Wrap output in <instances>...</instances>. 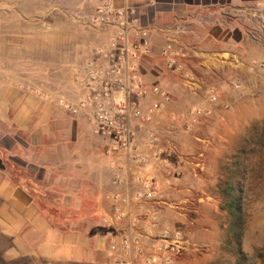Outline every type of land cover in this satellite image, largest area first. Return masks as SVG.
<instances>
[{
    "label": "crops",
    "instance_id": "crops-1",
    "mask_svg": "<svg viewBox=\"0 0 264 264\" xmlns=\"http://www.w3.org/2000/svg\"><path fill=\"white\" fill-rule=\"evenodd\" d=\"M252 1L257 0H157L155 5L146 0L115 1L120 7L135 6L140 25L150 28L152 54L137 58L135 66L148 83L169 95L158 116L162 118L158 132L165 152L155 164L145 167L163 197L182 199V173L193 172L199 165L184 153L193 150V139L202 130L218 128L219 133L220 128L241 125L244 116H260L264 50L246 38L242 26L248 20L241 25L230 21L225 25L196 26L194 32L182 37L189 53L186 70L194 74L191 86L181 72L166 67L161 55L165 35L160 27L191 9L225 3L244 6ZM85 4L86 0H8L2 5L8 8L3 15V37L35 39L34 49L25 53L40 58V73L35 79L39 92L11 87L15 76L4 64L2 81L11 82L4 83L9 84L5 89L9 91L0 97V120L7 126L4 134H12L14 142L5 149L14 153L13 147H17L19 151L13 155L22 156L25 167L36 169L40 175L35 180L43 184L32 191L24 181L15 179L4 163L6 153L0 150V264H108L111 242L107 232L113 216L108 196L123 189L115 182L122 158L105 152L101 138L93 133L83 112L72 115L56 103V95L61 92L55 89L58 86L63 85L69 97L75 94L73 70L89 56L88 45L107 44L114 34L112 27H91L71 18L73 10ZM60 23L67 24V30ZM61 35L64 46L59 45ZM19 48L24 53L23 46ZM45 70H51L50 78ZM18 78L21 87L29 85L25 77ZM48 82L50 93L44 88ZM212 87L218 97L215 103L209 100ZM157 98V94H151L141 101L142 107ZM194 107L211 108V114L201 116L188 133L185 127L190 124L189 112ZM132 124L144 139L146 133L139 131V123ZM18 132L30 135L29 141L17 136ZM13 155L7 154V160ZM53 173L57 175L54 187L70 200L63 206L78 215L64 222L55 221L38 204L49 190L47 176Z\"/></svg>",
    "mask_w": 264,
    "mask_h": 264
},
{
    "label": "built area",
    "instance_id": "built-area-1",
    "mask_svg": "<svg viewBox=\"0 0 264 264\" xmlns=\"http://www.w3.org/2000/svg\"><path fill=\"white\" fill-rule=\"evenodd\" d=\"M115 1L86 0L85 5L71 13V18L91 27H112L114 34L107 44L88 45L89 56L73 70L75 94L69 97L59 92L56 103L72 115L83 112L93 133L101 138L105 152L122 158L115 182L123 189L108 196L113 212L107 232L111 242L108 264H172L185 241L180 229L161 227L162 205L167 202L157 193L156 181L145 170L160 159L165 149L156 132L149 131L142 139L132 124L155 121L165 109L169 95L148 83L135 66L137 58L152 54L150 28L140 25L135 6L120 7ZM146 2L157 4V0ZM244 20L248 22L243 24ZM230 21L243 24L246 38L264 50V0L244 6L225 3L200 7L177 15L160 27L165 35L161 55L166 67L181 72L182 78L193 86L194 74L186 70L185 63L188 46L182 37L194 32L196 26L225 25ZM153 93L158 98L142 107L141 101ZM209 100H218L214 88ZM210 114L211 108H192L187 129L200 116ZM165 166L169 167L168 162Z\"/></svg>",
    "mask_w": 264,
    "mask_h": 264
},
{
    "label": "rangeland",
    "instance_id": "rangeland-1",
    "mask_svg": "<svg viewBox=\"0 0 264 264\" xmlns=\"http://www.w3.org/2000/svg\"><path fill=\"white\" fill-rule=\"evenodd\" d=\"M6 1L8 0H0V97L4 92L8 94L9 91H5L9 88L7 86L9 84L4 85V83L11 82L8 79L2 81L4 64L15 76L11 87L39 92V87H35V79L40 73L38 69L40 58L25 53L29 49H34L37 42L33 38L3 37V29L6 26L3 15L6 13L4 10L8 8L2 5ZM233 22L241 25L237 21ZM12 25L16 27L18 23ZM60 25L63 30H67V24L60 23ZM58 41L60 46L66 44L62 35ZM251 44L256 45L252 42ZM20 46H23L24 53L19 52ZM44 72L50 78L51 70ZM19 76L25 77L29 85L22 88L19 84ZM49 83L44 87L48 93L52 88ZM63 87L61 85L55 89L66 93L68 90ZM259 104L262 106L259 117L244 116L241 125H232L228 129L220 128L219 133H216L218 128H210L209 132L202 130L203 132L197 135L199 137L193 139V150L184 153L185 157L195 159L199 165L195 166L193 172L190 170L188 173H182V199L176 197L169 199L160 195L167 202L162 205L161 227L180 229L185 241L182 252L174 257L172 264H264V145L257 140L264 130V96ZM200 120L201 116L193 124H197ZM139 126L141 133L147 135L149 131H154L161 138L158 129L162 128V118L158 117L149 123H139ZM6 127V124L0 120V150L2 149L1 151L6 155H13L18 153L15 150H19L15 146L14 153L12 151L9 153L5 149L14 145L13 135L4 134ZM192 130V126L190 129L185 127L188 133ZM17 136L25 141L30 139L28 134L18 132ZM6 155L3 156L4 163L15 179L27 180L26 184L32 191L43 184L42 181L35 180V177L40 175L36 173V169L24 166L22 156L13 155L8 161L9 157ZM14 165L21 167L25 177L20 178V175L14 172ZM56 176V173L47 176L46 188L49 190H46V196L39 198L38 202L55 221L64 222L78 215L63 206L70 200L60 194L59 188L54 187ZM235 181H239L242 186V226L239 247L230 228L231 221L226 206L228 195L225 192L228 183Z\"/></svg>",
    "mask_w": 264,
    "mask_h": 264
},
{
    "label": "trees",
    "instance_id": "trees-1",
    "mask_svg": "<svg viewBox=\"0 0 264 264\" xmlns=\"http://www.w3.org/2000/svg\"><path fill=\"white\" fill-rule=\"evenodd\" d=\"M257 140L261 142L262 145H264V130L259 134ZM14 166H15L14 172L20 175V178L25 177L24 174L22 173L21 167H18L17 165ZM22 181H24L25 183L27 182V180L25 179ZM239 183H240L239 181L230 182L225 187V192L228 195L226 200L227 202L226 206L231 221L230 228L233 231L234 234L233 238L238 247L240 246V228L242 226V197H241L242 186Z\"/></svg>",
    "mask_w": 264,
    "mask_h": 264
}]
</instances>
